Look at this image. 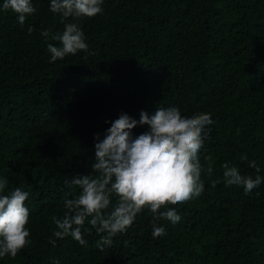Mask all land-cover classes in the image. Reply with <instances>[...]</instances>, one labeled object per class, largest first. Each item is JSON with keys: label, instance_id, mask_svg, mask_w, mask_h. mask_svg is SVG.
Returning a JSON list of instances; mask_svg holds the SVG:
<instances>
[{"label": "trees", "instance_id": "trees-1", "mask_svg": "<svg viewBox=\"0 0 264 264\" xmlns=\"http://www.w3.org/2000/svg\"><path fill=\"white\" fill-rule=\"evenodd\" d=\"M31 2L37 11L22 27L0 10V179L5 193H29L31 241L0 264H264V181L247 196L222 181L225 163L264 177V0H103L101 13L79 22L96 54L54 63L47 44L58 42L40 32L62 31L61 17L49 0ZM161 107L211 114L198 153L202 167L213 164L211 177L202 172L204 192L169 206L181 221H159L162 237H152L145 209L103 251L87 220V245L71 237L53 245L65 181L92 174L94 136L103 139L121 113L139 121ZM148 130L138 125L132 135Z\"/></svg>", "mask_w": 264, "mask_h": 264}, {"label": "clouds", "instance_id": "clouds-1", "mask_svg": "<svg viewBox=\"0 0 264 264\" xmlns=\"http://www.w3.org/2000/svg\"><path fill=\"white\" fill-rule=\"evenodd\" d=\"M49 3V11L59 14L63 24L60 32L51 33L49 29L40 32L46 41L58 42V46L47 44L49 63L81 51L86 53L85 58L95 55L86 43L79 22L101 13L103 0H49ZM0 10L17 14L21 27L27 17L37 11L31 0H3ZM27 31L31 35L35 28L29 26ZM110 123L111 127L103 139L99 134L94 136L92 174L76 175L65 181L67 191L63 204L66 211L62 218L52 217L55 239L50 242L53 245L57 239L67 237L81 246L87 245L82 234L87 220L100 234L96 246L103 251L145 209L152 215V237H162L166 229L159 221H168L172 225L181 221L176 209L169 206L198 198L205 187L202 172L209 177L213 174V164L209 162L206 168L202 167L198 156L210 135L209 126L214 123L209 113L185 117L177 107H161L151 116L141 111L139 121L121 113ZM138 125H147L149 130L133 137L132 130ZM208 159L211 161V157ZM241 159L246 160L247 157L242 156ZM249 166L259 173L255 161L249 162ZM222 168L224 186L243 187L246 196L264 181V177L259 175L255 179L241 175L238 167L229 163L223 164ZM219 183L220 179L212 181V187ZM7 185L6 178L0 179V258H15L31 243L26 227L29 209L25 206L29 193L19 187L5 193ZM76 189H79L78 193H75ZM113 196L117 203L109 211Z\"/></svg>", "mask_w": 264, "mask_h": 264}]
</instances>
